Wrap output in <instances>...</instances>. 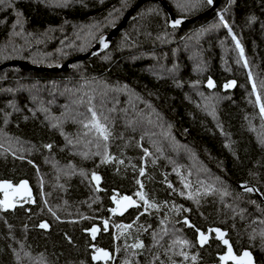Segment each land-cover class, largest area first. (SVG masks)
<instances>
[{
	"label": "trees",
	"instance_id": "16d2710c",
	"mask_svg": "<svg viewBox=\"0 0 264 264\" xmlns=\"http://www.w3.org/2000/svg\"><path fill=\"white\" fill-rule=\"evenodd\" d=\"M140 1L0 3V182L36 195L0 205V264H104L98 250L106 264H219L225 248L198 236L214 228L264 264V0H222L180 28L150 1L110 49L54 70ZM163 1L184 19L216 2ZM124 197L135 206L112 214Z\"/></svg>",
	"mask_w": 264,
	"mask_h": 264
},
{
	"label": "water",
	"instance_id": "95a60500",
	"mask_svg": "<svg viewBox=\"0 0 264 264\" xmlns=\"http://www.w3.org/2000/svg\"><path fill=\"white\" fill-rule=\"evenodd\" d=\"M150 1H155V2L160 3L168 11V13L171 16V20H170L171 28H180V27H182L184 25L193 24L195 22L201 21V20L205 19L206 17H208L212 12H214L219 7V5H220L222 0H216V2L214 3V5L212 6V8L209 11H207L206 13H204V14L196 17V18H193V19L176 18L172 14L169 6L163 0H141L139 3L136 4V6H134L131 10H129V12L123 18L122 22L117 27H115L110 33L101 36L99 38V40L97 41V43L95 44V46L87 54H85V55H83V56H81L79 58L73 59V60L67 62L64 65L55 68L54 70H59V71L64 70V69L68 68V66L73 64V63H76L78 61H86L87 59H92V58H94L96 56L101 55L105 50L110 49L112 44H113V42L115 41L117 35L119 34V32L126 27L129 19L144 4H146L147 2H150ZM176 20H180L181 23L179 25H177L176 27H173L172 25H173V23ZM105 44L107 45V47H105ZM9 65H19L21 67L27 68V70H40V71H43V69H36V68H32V67L30 68V67H28L27 64H22V63H18V62H13V63H11ZM209 81L212 82V86L211 87L209 86ZM236 86H237L236 81H230L228 84H224L223 85V91L224 92L233 91L236 88ZM206 88L209 91H214L215 88H216V82L213 79H209L207 81V83H206ZM96 177H98V176H96ZM93 180H94V184H95L97 190H99L100 186H99L98 180L94 179V176H93ZM25 182H26V185H27L26 189L20 187ZM4 183H8V184H10L12 186L11 189L0 190V195H2V198L0 199V201L5 200V191H7V193H8L7 200H8V204L10 206L1 205L5 211L10 212V211L16 210L17 207L19 206V202L18 201L28 200V203L31 206H34L36 204L35 191H34L32 185L28 181L24 180V181H21V182H19L17 184H14V183H12L11 181H8V180H4V181L0 182V184H4ZM130 198H131V201H133L134 203H130L129 201L124 200L123 198L116 203L115 213L117 215L124 216L128 211H130L135 206V204H136L135 199L132 198V197H130ZM217 229L221 233H223V238H221L218 235V233L215 231ZM201 233H204V232L203 231H199L198 232L199 241H200V234ZM204 235L207 237V240L203 244L200 241V244L202 246L207 245L211 241L212 236H213L225 248V252L222 255H220L219 258H218L219 259V264H249V258L248 257H244V255H243L244 252L250 253L251 264H257L256 257L250 250H243L240 253L236 252L231 240L228 237L227 232L224 231L223 229L214 228L212 230H209L207 233H204ZM224 240L228 241L227 245L224 244ZM229 247L231 248V257H229ZM96 256L99 257V258L95 259V261L96 262H100L101 261L104 264H106L110 260V257H111L110 254L108 255V257H103L101 255V252H97ZM221 257H225V259L222 260ZM232 257H234V259Z\"/></svg>",
	"mask_w": 264,
	"mask_h": 264
},
{
	"label": "snow or ice",
	"instance_id": "6c2138e0",
	"mask_svg": "<svg viewBox=\"0 0 264 264\" xmlns=\"http://www.w3.org/2000/svg\"><path fill=\"white\" fill-rule=\"evenodd\" d=\"M206 2L209 5H211L213 3V0H206ZM0 3H3V0H0ZM221 20H223V17H221ZM180 23H181L180 20H176L173 23L172 26L173 27H176ZM225 27H227V24H225ZM239 46H240L239 45V41H237V47H239ZM105 47H107L106 44H105ZM242 53H243V49H241V54ZM209 86L210 87L212 86V82L211 81H209ZM89 111L91 112V115H92V120L90 121L91 127L94 128L103 137L104 140H107L108 139V136H109V133H108L107 128L103 124H101L100 121L97 119V114H96V112L93 109H89ZM261 112L264 113V105H261ZM84 126L86 128L89 127L88 124H85ZM141 174H143V171L142 170H141ZM94 179L99 180V177L94 176ZM20 187L26 189V187H27L26 182L24 184H22ZM11 188H12V186L10 184H8V183L0 184V190H6V189H11ZM249 191H251V189H249ZM138 195H140L141 199L144 198L142 193H138ZM7 197H8V193H7V191H5V200L0 201V205L10 206L8 204ZM123 199L129 201L130 203H134L133 201H131V198L130 197H124ZM145 203H147V201H145ZM113 211H115V209H113ZM105 225H107V222H105ZM41 227H47V225H43L42 224ZM215 231L218 233V235L221 238H223V233H221L218 229L215 230ZM92 232H93V237H94L95 236L96 229H93ZM206 240H207V237L204 235V233H201L200 234V241H201V243L203 244L204 242H206ZM224 244L227 245L228 244V241L227 240H224ZM140 246L141 245H136V247H140ZM98 251L101 252V255L103 257H108V255H109L107 252H104L103 250H98ZM243 255H244V257H248L249 258V264H251L250 253L244 252ZM229 257H231V248L230 247H229ZM98 258L99 257H97V256H94L93 257V259H98ZM232 258L234 259V257H232ZM221 259L223 260V259H225V257H221Z\"/></svg>",
	"mask_w": 264,
	"mask_h": 264
},
{
	"label": "flooded vegetation",
	"instance_id": "af4514ba",
	"mask_svg": "<svg viewBox=\"0 0 264 264\" xmlns=\"http://www.w3.org/2000/svg\"><path fill=\"white\" fill-rule=\"evenodd\" d=\"M19 205H21L22 207H27L29 205L28 200H23V201H18Z\"/></svg>",
	"mask_w": 264,
	"mask_h": 264
},
{
	"label": "built area",
	"instance_id": "2783aa9c",
	"mask_svg": "<svg viewBox=\"0 0 264 264\" xmlns=\"http://www.w3.org/2000/svg\"><path fill=\"white\" fill-rule=\"evenodd\" d=\"M114 213H115V211L112 210V214H114Z\"/></svg>",
	"mask_w": 264,
	"mask_h": 264
}]
</instances>
